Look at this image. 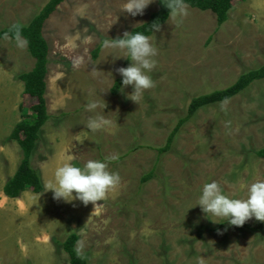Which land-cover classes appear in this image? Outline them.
I'll use <instances>...</instances> for the list:
<instances>
[{"label": "rangeland", "instance_id": "1", "mask_svg": "<svg viewBox=\"0 0 264 264\" xmlns=\"http://www.w3.org/2000/svg\"><path fill=\"white\" fill-rule=\"evenodd\" d=\"M47 2L0 0V31L26 26ZM124 2L67 0L45 22L48 120L30 158L42 192L24 191L16 199L2 191L22 152L3 135L13 129V116L30 114L27 107L35 100L23 95L21 81L1 72L14 69L9 64H19L26 47L0 39V137L5 139L0 142V264H69L62 244L72 233L78 237L77 253L89 264H196L201 256L205 264H264V222L213 223L196 205L207 182L215 180L226 195L245 198L250 183L264 180V159L255 156L264 147V80L198 110L167 153L157 156L154 150L165 145L191 98L264 65V0L236 3L220 27L211 12L189 7L179 23L170 16L151 35L158 49L154 87L138 104L128 98L131 86L111 94L121 78L116 69L127 58L121 57L125 50L105 47L104 41L145 23L157 2L135 17L122 11ZM89 101L100 107L86 111ZM96 114L110 123L93 132L85 124ZM113 156L108 169L119 173L120 184L95 208L79 200H53L46 191L63 163L83 167L88 160ZM152 168L154 178L141 184Z\"/></svg>", "mask_w": 264, "mask_h": 264}, {"label": "clouds", "instance_id": "2", "mask_svg": "<svg viewBox=\"0 0 264 264\" xmlns=\"http://www.w3.org/2000/svg\"><path fill=\"white\" fill-rule=\"evenodd\" d=\"M151 2L152 0H125L122 11L133 17L143 15L144 9ZM166 7L178 23L188 14L184 0H169ZM159 30V23L150 25L153 34ZM14 40L20 48L27 45V40L22 37L19 29L15 32ZM104 45L126 51V56L121 57L127 58L130 63L126 67L117 68L116 72L121 77V91L125 86H131L132 91L128 94V98L138 104L143 93L154 87L151 73L157 66L158 49L152 37L143 32L126 31L121 37L105 40ZM99 107L96 101H89L85 105L86 111L89 112H95ZM105 107L106 105L103 106V112ZM109 123L110 121L104 116L96 114L87 120L85 126L95 132L105 128ZM108 159H116V157L88 160L83 167L63 163L54 169L51 178L47 181L46 191L52 192L53 200L69 204L79 200L84 205L91 203L95 208L98 206L97 201H104L106 195L120 184L119 173L108 169ZM196 205L200 206L206 218L213 223L226 221L229 226L240 227L252 218L264 222V180L250 183L245 198L226 195L221 184L215 180L207 182L200 190ZM210 216L219 219L213 220L209 218ZM196 264H205L204 257H198Z\"/></svg>", "mask_w": 264, "mask_h": 264}, {"label": "trees", "instance_id": "3", "mask_svg": "<svg viewBox=\"0 0 264 264\" xmlns=\"http://www.w3.org/2000/svg\"><path fill=\"white\" fill-rule=\"evenodd\" d=\"M66 1L48 0L26 26H12L0 31V39L10 38L14 40L15 32L19 29L22 37L27 40V52L34 60L33 69L30 72L17 76V79L23 83V95L35 100V103L27 107L30 114L25 115L22 114L24 109L23 105L19 106L22 114L21 119L13 127L8 137L9 140L16 142L22 152V160L15 174L3 186L2 192L8 199L18 198L24 191H30L33 194L42 192L41 180L37 172L32 169L30 158L39 139V132L48 120L44 94L46 90L45 77L49 51L43 36V28L48 18ZM244 1L246 0H184L187 7L191 9L200 12H211L215 17L218 27L228 20V13L232 7L238 2ZM156 2L157 11L150 15L145 23L132 29L130 32H143L145 35L151 36L150 25L159 23L161 27L166 23L171 16L169 9L166 7L169 0H156ZM99 50L100 46L93 51L94 60H96ZM129 61L126 59L123 67L128 66ZM262 80H264V65L253 70L245 71L233 84L227 87L191 98L185 116L178 120L174 129L168 135L165 145L162 148L154 149L157 156L167 153L171 149L174 138L180 128L192 119L198 110L229 101L245 91L252 83ZM120 88L121 78L114 82L111 94H118ZM255 156L264 159V147L256 151ZM154 171L155 168H152L146 173L141 179V184L153 179ZM77 241V235L72 233L62 244L63 251L69 258V264H89L86 259L77 253L75 249Z\"/></svg>", "mask_w": 264, "mask_h": 264}, {"label": "crops", "instance_id": "4", "mask_svg": "<svg viewBox=\"0 0 264 264\" xmlns=\"http://www.w3.org/2000/svg\"><path fill=\"white\" fill-rule=\"evenodd\" d=\"M26 47V46H25ZM49 50V49H48ZM26 54H27V56H25V54L22 56L21 55V60L20 59H18V63L19 64H16L15 66H11V64H9L10 65V67L11 68H14V69H7L5 72L4 71H1L2 72V77L3 78H17V76H19L20 74H22V73H24V72H30L32 69H33V66H34V60H33V62H32V65H30V60L32 59L31 57H30V55L28 54V52H27V47H26ZM27 68V69H26ZM23 86V85H22ZM22 92H23V88H22ZM13 94V93H12ZM13 111V110H12ZM13 114H14V112H13ZM13 119H14V122L13 123H11V125L10 126H12V127H14L18 122H19V120H17L14 116H13ZM12 127H10L11 129H12ZM7 130L8 129H6L5 130V135L6 136H4L3 135V137L4 138H7L6 140L8 141L9 139H8V137H9V135H10V133H11V131L9 132V134L7 135ZM2 137H0V142H2V141H4V140H2ZM1 144V143H0ZM1 146H0V153H1ZM16 172V171H15ZM15 174V173H14ZM13 174V175H14Z\"/></svg>", "mask_w": 264, "mask_h": 264}]
</instances>
